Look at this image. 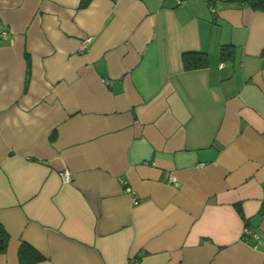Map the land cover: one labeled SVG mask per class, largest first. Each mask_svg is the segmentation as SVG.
<instances>
[{"label": "crops", "instance_id": "obj_1", "mask_svg": "<svg viewBox=\"0 0 264 264\" xmlns=\"http://www.w3.org/2000/svg\"><path fill=\"white\" fill-rule=\"evenodd\" d=\"M1 30L0 264H264V11L0 0Z\"/></svg>", "mask_w": 264, "mask_h": 264}, {"label": "trees", "instance_id": "obj_2", "mask_svg": "<svg viewBox=\"0 0 264 264\" xmlns=\"http://www.w3.org/2000/svg\"><path fill=\"white\" fill-rule=\"evenodd\" d=\"M236 5H247L252 9L264 11V0H225ZM184 69L190 70L205 66V53L201 51L187 50L181 53ZM9 235L0 223V254L6 251ZM19 264H33L44 260V256L27 242H21L18 248Z\"/></svg>", "mask_w": 264, "mask_h": 264}, {"label": "built area", "instance_id": "obj_3", "mask_svg": "<svg viewBox=\"0 0 264 264\" xmlns=\"http://www.w3.org/2000/svg\"><path fill=\"white\" fill-rule=\"evenodd\" d=\"M182 1V0H181ZM0 35L4 40H8V31L6 30H1L0 31ZM86 42V41H85ZM84 42V48L86 46V43ZM64 179L65 180H69V176L67 175V173H64ZM169 182H175V177L173 175H170L168 177ZM129 190V189H128ZM130 193H132L130 191ZM248 238H253L255 240H258V235L256 234V232H254L252 229L248 228V227H244L243 228V239L245 241H247Z\"/></svg>", "mask_w": 264, "mask_h": 264}]
</instances>
